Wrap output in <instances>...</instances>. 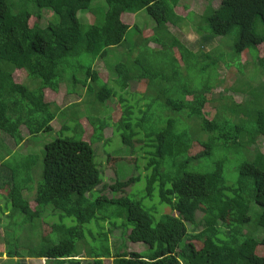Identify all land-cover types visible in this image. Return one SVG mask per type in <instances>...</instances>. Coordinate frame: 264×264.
<instances>
[{"label": "trees", "instance_id": "1", "mask_svg": "<svg viewBox=\"0 0 264 264\" xmlns=\"http://www.w3.org/2000/svg\"><path fill=\"white\" fill-rule=\"evenodd\" d=\"M220 1L217 8L207 7L203 15L210 34L196 31L203 39L195 52L176 37L170 40V26L184 23L181 15L188 6L179 5L181 0H105L106 9L98 5L105 12L103 21L92 12L93 0H0V131L19 147L26 141L23 126L34 138L54 131L52 122L59 112L63 123L57 137L45 145L42 180L37 185L35 157L12 164L10 146L4 141L0 146L6 145L7 152L0 157V195L6 200L0 208L11 212L12 218L14 212H21L28 222L44 216L59 218L56 224L42 222L39 246H28L22 256L18 250L7 252V257L19 259L15 264H24L22 258L47 259L56 264H106L110 259L114 264H264V237H255L260 228L264 229V152L256 151L254 157L250 154L254 141L264 138V108H250L254 94L263 91L257 89V76L264 74V56L259 57L256 49H264V0ZM47 10L53 20L43 28L41 20ZM143 10L155 27L138 32L144 35L147 48L142 45V56L133 61L134 70L126 61L140 41L127 42L133 25L126 20L134 16H127L123 22V15ZM84 11L94 14L93 20L84 16L82 20ZM233 33V52L229 45L207 46L216 37ZM151 42L170 45L176 53L160 51L168 52L162 56H171L165 57L166 64L161 66L160 59L151 54ZM127 43L129 48L124 51ZM121 48L128 58L123 61L121 55L114 61V51ZM247 50L259 61L256 77L240 89L242 80L235 81L227 95L213 94L225 83L219 76L221 67L234 65L243 74L241 55ZM98 60L113 68L115 87L104 82L94 69ZM21 71L27 72L28 83L14 80L13 74ZM69 71L75 72L72 79L65 77ZM64 82L68 88L79 85L87 89L85 104H90L91 96L97 97L92 111L98 104L104 106L111 98L120 97L124 113L114 123V135L134 153L139 150L134 137L147 133L138 141L149 157L143 198L159 199L171 213L157 219L143 199L128 196L127 188L141 181L140 176L114 181L110 189L120 196L108 198L96 191L103 183V172L95 161L92 144L104 141L103 132L109 123L89 116L93 139L84 140L85 127L75 110L79 102L63 108L46 100L50 93H59ZM135 83L147 90L136 94L146 109H139L142 118L134 124L135 105L124 98V93ZM232 91L249 92L250 99L237 103ZM68 92L71 95L76 90ZM209 95L219 104L212 119L204 113ZM155 107L162 115L157 116L159 121L153 113ZM195 144L201 149L193 154ZM232 157L239 173L235 183L225 176ZM28 194L34 196L33 201ZM252 203L261 208L255 221ZM112 216L122 217L127 239L147 245L146 252H131L125 246L111 250L108 233H103L100 225L104 221L114 224L108 220ZM67 219L72 224L65 223ZM94 221L99 234L83 229ZM56 238L57 243L53 241ZM84 250L87 256H81Z\"/></svg>", "mask_w": 264, "mask_h": 264}, {"label": "rangeland", "instance_id": "2", "mask_svg": "<svg viewBox=\"0 0 264 264\" xmlns=\"http://www.w3.org/2000/svg\"><path fill=\"white\" fill-rule=\"evenodd\" d=\"M27 0H17L18 3H23ZM13 2V0H12ZM105 0H93L91 8L94 9L92 11L96 16L99 15V20L103 21L104 18V11L102 8H99V4L103 7L106 6ZM220 0H209V1H198V0H181L179 5H187L188 8L185 9L184 15H181L184 17V23L180 25V27H174L170 26V32L172 33L171 41L176 39H179L183 45L187 48L193 49L195 52H198V43L202 41L203 37L200 35V33H197L196 31L198 29H201L202 32H206L208 34L209 31L208 25L204 22V13L209 8H217L220 5ZM105 8V7H104ZM106 9V8H105ZM85 12V11H84ZM82 12L80 17L82 19V16H84L86 19L87 17L89 19H92L94 17V14H91L89 11H86L85 13ZM84 13V14H83ZM83 14V15H82ZM127 16H134L131 18V21H127ZM188 16V18H186ZM53 20V14L50 11H44L43 12V18L41 20V26L47 27L48 24ZM83 20V19H82ZM93 20V19H92ZM126 20V22L131 23L133 27L128 31L127 33V42H130L133 40V42L137 41V39L140 41V45H137L134 47L133 51L129 52L130 59L129 61H126L127 64H133V61H135V58H139L142 56L140 53L142 51V45H145V49L147 48V43H145V40L142 38L141 34L138 35L139 30L145 31L148 29H152L155 27L154 20L146 13L145 10L141 11L140 13L134 15V14H126L123 15V22ZM194 21V22H192ZM189 27H187V25ZM165 39V38H164ZM236 40V35L233 33L231 36L228 37H218L215 38L210 44L207 46H211V48L219 47L221 48L222 45L226 47V45H229L230 52H233V46ZM163 45L156 44L154 42L149 43V47L152 48L151 54L153 56L157 57V60H159V64L161 66H164L166 64L167 58L165 57H171L170 55L162 56L163 54H166L168 52H160L162 50H171L170 54H175L176 52L172 50V47L170 45H166L163 43ZM125 47L124 51H127L129 48L128 43L126 45H123ZM256 51L259 54V57L264 56V49L258 48ZM116 56H112L114 58V61L117 60V58L121 57L123 55L121 60H126L127 54L126 52H122V48L119 50L114 51ZM255 55L252 54L251 51L247 50L241 55V63L245 64V71L243 74L241 71L237 68V66H231L229 68L221 67L219 69V76L222 81H225V83L222 86H217L215 90H213V94L219 95L222 94V96L227 95L230 93L232 87L236 84L235 81L242 80L239 84V89L242 88L241 86L246 85L249 80L256 77L255 72L259 71L258 64L259 61L254 58ZM130 65V67H132ZM94 69L100 73L101 79L104 80V82L110 84L111 86L115 87L114 81L117 78L116 75L113 72V68L111 69L108 67V64L104 60H98L95 65ZM134 70H136L134 65ZM140 69V67H138ZM110 70V71H109ZM246 70L250 72L247 74ZM253 70V73H251ZM256 70V71H255ZM74 71H69L66 73L65 77L66 79H72L74 76ZM244 75V76H243ZM79 79L83 78V75L80 73ZM14 80L18 83H28V75L27 72L21 71L20 73L16 72L13 74ZM257 85H260V87H257L259 90H263L260 93H255L254 98L255 101H253V104L250 106L254 111L261 110L264 108V87H261V85H264V74L257 76ZM256 82L253 83L255 85ZM99 87H101L99 85ZM60 92L59 93H50L49 97L46 99L48 102L56 103L60 105L61 107L65 108L68 105H71L73 103L79 102V106L75 108V110L79 114V121L82 127L84 128L83 138L87 141H92L94 129L90 123L89 116L90 117H96L100 119L101 121L107 120L109 125L106 127V129L103 132V140L102 142H98L96 144H92L93 148L95 149V161L97 164L100 165V168L103 172L102 179L103 183L96 189V191H102L105 196L108 198L116 197V195L120 196L121 194H114L112 190L110 189V186L114 184V181H126L131 177H141V181L135 183L130 188H127L128 196L131 198H137V200H144V206L152 209L153 214L156 216L157 219H159L164 214L171 213V209L166 206L162 205L159 202V199H144L145 196V167L146 164L149 161V157L146 154L145 150L141 149V143H138L139 139H143L146 136V132H141L137 136L134 137V143L136 145V149L138 151H135L133 153L131 147L124 146L121 142V139L116 137L115 134V125L114 123H117L121 120L123 113H124V104L120 102V97L115 96L111 98L104 106L102 104L97 105V110L92 111L91 104L92 102L95 103L97 99L96 96H91L90 98V104H85L84 101L87 99V89L81 88L79 85L75 88L74 85H71L68 88V85L64 82L60 85ZM71 90H76L75 93L68 95ZM49 90V89H48ZM146 86H143L141 83H135L131 88L128 90V93H124V98L130 100L131 104L135 105L133 111V123L135 124L137 122V118H142V114L139 113V109L145 110L144 107L145 102L140 101L136 94H139L142 91H146ZM51 91V90H50ZM120 93V92H119ZM232 95L234 97V100L237 103H241L243 100L250 99L249 92L246 93H237L232 91ZM157 96V95H156ZM207 97V105L204 108L205 116L209 119H212L214 115L216 114V108H218L219 104L215 101H211L210 95ZM137 101V103H136ZM147 103V102H146ZM86 105H90V107H86ZM52 110H55V108H52ZM158 108L155 107L153 109V113L156 117L159 116V118H162V115L157 112ZM61 112L57 114L56 119L52 122V126L54 128V131L47 134H42L38 137H30L27 129L23 126L22 127V134L25 137V142L19 146L15 147L13 142L10 141L7 137V135H4V132H0V146L2 143H7L11 150L12 154L10 156V161L12 164H22L23 160L27 156H31L32 158L35 157V170L37 171L38 178L35 180L36 185L38 182L40 183L42 180V168H43V161H44V148L45 145L48 144V142L54 140L58 132L62 129L63 123L59 119ZM167 115V114H164ZM109 117V119H108ZM159 121V119H157ZM193 121L191 122V124ZM117 135V134H116ZM205 138V136H204ZM4 141V142H3ZM107 142V143H105ZM6 146V145H5ZM5 146L0 149V157L3 158L2 154L6 155V149ZM16 149V150H15ZM200 146L198 144H195L192 148V153H196L200 150ZM251 151L250 154L252 157L255 156L256 151L264 152V138L258 137L256 141L251 145L250 147ZM230 162L226 165L225 170V176L226 178L231 182L235 183L239 173L236 168V162L235 159L232 157L230 158ZM33 184V187L35 185ZM2 185V184H1ZM28 197L30 201H33L34 196L31 194H28ZM3 198V199H2ZM6 200L4 199V196L0 195V207L4 206ZM35 204V203H33ZM34 206V205H33ZM252 212L251 215L253 217V220H257L258 214H256V211L261 212V208L255 204L252 203ZM10 209L12 207L10 206ZM113 207L109 208V211H113ZM13 210V209H12ZM4 208H0V252L2 256L0 257V264H15L19 259L17 258H9L7 257V252L10 250H18L21 253L26 254L28 246L29 247H37L40 245L42 241V236L40 232V226L42 225V222H48L52 224H56L59 221L58 216L56 217H42V219H36L33 222H28L27 217L24 216L21 212L17 211L13 213L14 218L9 217L12 215L11 212H7ZM108 220H111L114 224H111L109 221L102 222L100 226L104 227L103 233H108V243L112 251H115V247H123L125 246L127 250L131 252H138V253H144L148 249V246L143 243H132L127 239V235L124 234L123 231V219L120 216H112V218H108ZM26 221V222H24ZM67 224H72L71 220L67 219L65 221ZM96 221H94L91 225H84L83 229L90 230L92 229L94 234H97L99 232V228H97V225L95 224ZM47 232H50V228H47ZM99 234V233H98ZM56 236V235H55ZM255 237H258L259 239L264 237V229H259L258 233L255 235ZM55 243L58 242V239H53ZM81 256H87V251H83ZM82 260H85L84 257H82ZM114 259H110L106 261V264H114ZM22 262L24 264H56V262L53 261H47V259H30V258H22ZM88 262L82 261V264H87ZM69 264V263H65Z\"/></svg>", "mask_w": 264, "mask_h": 264}, {"label": "clouds", "instance_id": "3", "mask_svg": "<svg viewBox=\"0 0 264 264\" xmlns=\"http://www.w3.org/2000/svg\"><path fill=\"white\" fill-rule=\"evenodd\" d=\"M140 12H141V11H140ZM140 12H139V13H140ZM137 14H138V13H137ZM169 30H170V28H169ZM216 38H218V37H216ZM0 132H1V131H0Z\"/></svg>", "mask_w": 264, "mask_h": 264}]
</instances>
